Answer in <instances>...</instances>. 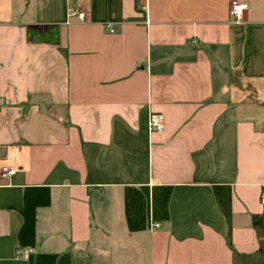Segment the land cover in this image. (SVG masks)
Returning <instances> with one entry per match:
<instances>
[{"label":"crops","instance_id":"1","mask_svg":"<svg viewBox=\"0 0 264 264\" xmlns=\"http://www.w3.org/2000/svg\"><path fill=\"white\" fill-rule=\"evenodd\" d=\"M231 1L0 0V169L16 167L0 177V264L257 249L264 0L239 22ZM47 25L57 43L28 39Z\"/></svg>","mask_w":264,"mask_h":264},{"label":"trees","instance_id":"2","mask_svg":"<svg viewBox=\"0 0 264 264\" xmlns=\"http://www.w3.org/2000/svg\"><path fill=\"white\" fill-rule=\"evenodd\" d=\"M58 35L59 30L56 25L27 28V37L29 40L34 42L46 41L57 43ZM256 219L257 224L255 229L258 240L257 249L251 252H238L236 249H233L232 264H264V226L262 224L261 217Z\"/></svg>","mask_w":264,"mask_h":264},{"label":"built area","instance_id":"3","mask_svg":"<svg viewBox=\"0 0 264 264\" xmlns=\"http://www.w3.org/2000/svg\"><path fill=\"white\" fill-rule=\"evenodd\" d=\"M248 10V3L243 0H233L229 6V15L235 22H239L242 20L244 13ZM77 17L79 19L84 18V12L77 13ZM106 27L113 31L112 25L107 24ZM164 116L162 113L153 112L149 115L148 118V128L150 131L161 132L164 129ZM16 173V167L10 165H4L0 169V177L1 178H8ZM260 203L264 205V187L261 189L260 192ZM156 225V224H155ZM26 251L24 249H16L15 255L20 256Z\"/></svg>","mask_w":264,"mask_h":264}]
</instances>
